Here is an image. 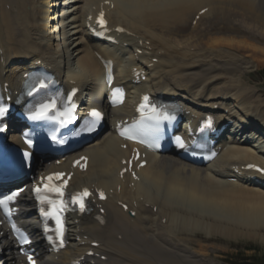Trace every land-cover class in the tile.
Segmentation results:
<instances>
[{"label":"bare ground","instance_id":"6f19581e","mask_svg":"<svg viewBox=\"0 0 264 264\" xmlns=\"http://www.w3.org/2000/svg\"><path fill=\"white\" fill-rule=\"evenodd\" d=\"M68 2L74 4L70 17L76 70L70 65L65 46L67 32L63 23ZM105 2H111L113 10ZM100 9L107 10L112 29H124L119 37L124 38L122 46L127 44V50L109 49L110 46L95 44L90 39L87 24L94 19L89 22L88 16ZM203 9L208 11L196 20ZM228 22L232 27L223 30L220 25ZM188 25L191 28L187 29ZM142 41L146 48V42L150 43L152 56L140 58L146 65L139 63L137 67L147 74V88L152 94L173 97L197 114L212 113L223 121L222 113L230 108L228 116L236 124L248 127L252 136L242 140L243 136L235 138L228 134L220 142L224 146L222 154L207 169L192 167L169 155L151 156L134 190L131 184L135 181L129 175L124 180L119 178L121 161L129 157L130 150L120 148L126 143L114 136L111 123L113 117L124 118L130 110L134 99L130 96L124 107L109 111L106 134L80 153L89 157L88 171L75 172L72 180L73 187L103 188L109 195L105 203L96 201L90 215L82 217L76 226L79 241L98 242L100 246L68 248L59 257H42L40 264H70L85 257L89 250L106 256L107 261L100 264H202L211 255L193 239L199 234L206 239L216 235L236 240L259 239L258 226L264 224V185L252 178H258L256 175L233 176V171L226 167L241 170L242 166L255 164L264 168V126L255 123L264 124V100L242 85L250 65L245 58L264 56V0H0V75L11 87L36 61L43 59L67 88L69 80L79 81L80 89L94 93L95 105L107 110L102 99L104 68L96 55L112 58L115 70L124 73L128 81L132 77L126 66L119 70L128 63L123 61L124 53L136 63L135 55L142 50ZM239 53L244 54V59ZM153 59L160 62L152 63ZM239 127L245 135L246 129H241L244 126ZM252 144L259 145L260 151ZM68 167L64 162L57 170ZM50 170L51 163L35 164L37 173ZM216 174L238 181L230 183ZM239 190L258 199L257 206L233 198ZM141 198L145 201L140 202ZM27 200L24 195L20 202ZM121 204H127L137 216L131 219ZM102 208L105 214H101ZM99 219L105 224L101 225ZM199 227L206 228L208 235ZM30 229L34 233L32 226ZM193 242L196 244L191 248ZM35 247L39 248L40 243H35ZM14 255L7 232L0 228V264H14Z\"/></svg>","mask_w":264,"mask_h":264},{"label":"snow or ice","instance_id":"6c2138e0","mask_svg":"<svg viewBox=\"0 0 264 264\" xmlns=\"http://www.w3.org/2000/svg\"><path fill=\"white\" fill-rule=\"evenodd\" d=\"M98 23L101 25V27H104L106 25V21L104 20V13L101 12L99 15ZM47 84L41 80L37 79L36 83L32 87V91H39L40 89L46 88ZM75 91V90H74ZM73 91V94H74ZM113 103H122L123 101V90L120 88H116L113 91ZM68 99L70 100L71 97L69 96ZM143 100L145 102L149 101V97L145 96L143 97ZM55 101H50L46 103H41L38 108L32 112L31 119L32 120H49V121H55L60 124V126H66L69 123H72L73 114L71 112V107H74V105H71L69 108H66L65 111L60 112L59 116L56 115L57 110L55 109ZM146 108L151 109V114L148 116H144L143 113ZM142 115L139 120H137L133 125L126 129H122L120 134L122 136H125L128 139H141L143 141L144 137L148 134H151L155 136V134L159 131V124L161 119H171L172 117L168 114L167 110H157L155 105H150L146 103H142L140 105V108L138 109ZM7 109L5 107L0 106V116H3ZM103 116L102 113L99 111L93 109L89 113L88 117L85 119V123L87 125L88 131H92L95 129L96 125L99 123L100 120H102ZM148 121H151V123H148ZM208 125L210 126L212 121H207ZM29 145H31L32 141L29 138L27 140ZM61 142V141H57ZM23 155L25 157L29 156L28 152H24ZM264 171V170H261ZM59 176V174H56ZM48 179H51L49 177ZM35 192L37 194V198L40 200L41 205L48 204L51 207L55 209L54 212L52 211H46L43 207L41 208V213L45 218H54L56 221V228L54 230L55 236L59 239V245L56 244V240L53 239V235H48L47 239L52 245H56L57 247L63 246V224L61 220V215L63 211L66 209V205L61 202L57 204L55 201L47 200L41 195V189L37 187L35 189ZM56 193L58 197H62L64 193L59 190V188L56 189ZM19 195V191H14L9 193L8 195L0 197V209L3 210L5 215L9 218L12 216V208L10 205L12 202L15 201L16 197ZM90 195V193L87 190H84L83 193H77L74 194L72 197V203L79 206V210L81 212L86 210V198ZM101 198H103V193H100ZM12 228L17 232L19 235V238L23 242H27V238L20 233V230L16 227L15 223L12 224ZM28 260L30 261V264H36V261L33 259V256H28Z\"/></svg>","mask_w":264,"mask_h":264},{"label":"rangeland","instance_id":"374dc122","mask_svg":"<svg viewBox=\"0 0 264 264\" xmlns=\"http://www.w3.org/2000/svg\"><path fill=\"white\" fill-rule=\"evenodd\" d=\"M70 1V0H68ZM70 2L66 3L65 5V12L67 11V14L65 15V21L63 27L65 28L67 35H66V44L65 46L68 49V54L70 57V65L72 66L73 69L76 70L77 66H75V60L76 59V53L74 52V39H73V32L74 30L72 29V19L70 17V14L72 12L73 8V3L69 4ZM72 7V8H71ZM218 19V18H217ZM220 21L222 20L221 18L219 19ZM214 23V22H213ZM231 22H228L225 26L220 25L221 28L227 27V29H230L232 26ZM234 26V25H233ZM229 27V28H228ZM191 28L190 25L187 26V29ZM234 28V27H233ZM234 29H237L236 27ZM224 30V28H223ZM222 30V31H223ZM149 44V43H148ZM234 52V51H233ZM235 53V52H234ZM242 54V55H241ZM239 53L240 57L244 59V54ZM243 56V57H242ZM256 58L250 59L245 58V60L250 62V65L248 66V69L246 73L243 76V87L251 89L253 91H256L257 95L261 97L264 100V86L260 81V78L258 73L262 70H264V56L261 54H258ZM73 60V61H72ZM229 61V60H226ZM74 62V63H73ZM73 63V64H72ZM234 85H232V88ZM240 137V136H239ZM246 135L243 136V139H245ZM252 148L255 150H259L260 146L252 144ZM264 158V157H263ZM238 192V194H234L233 198H240V199H245L247 200V204L257 206L256 201H259L258 199H253L254 197L252 194L246 192V191H241ZM228 202V201H227ZM230 203V202H228ZM231 204V203H230ZM237 208V207H236ZM260 228V235H258L259 239L254 240L253 238L250 237H243L238 240L236 239H229V238H223L219 235H216L212 237L213 239H206V237L202 234L197 235L195 238H193L195 241H199L200 245L203 246V248L209 252L211 255L210 258H207L203 260L202 264L208 263V264H236V263H241L242 260H247L250 258L255 257L256 255H262L264 253V224L261 226H258ZM201 231H204L203 234L208 235V231L202 230L201 227H199ZM200 232V231H199ZM198 232V233H199ZM182 238V237H181ZM249 238V239H248ZM184 239V238H183ZM187 241V240H186ZM188 243V242H187ZM196 243L193 242L192 245L190 246L193 248V246ZM197 244V245H199ZM199 247V246H198ZM203 253H207L202 247L200 248ZM197 252L201 251L198 248H195Z\"/></svg>","mask_w":264,"mask_h":264},{"label":"trees","instance_id":"16d2710c","mask_svg":"<svg viewBox=\"0 0 264 264\" xmlns=\"http://www.w3.org/2000/svg\"><path fill=\"white\" fill-rule=\"evenodd\" d=\"M260 75H261L262 81L264 82V71H261ZM241 264H264V255L260 257L251 258L250 260H246L242 262Z\"/></svg>","mask_w":264,"mask_h":264}]
</instances>
